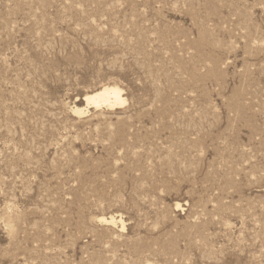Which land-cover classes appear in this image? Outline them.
Instances as JSON below:
<instances>
[{"label": "rangeland", "instance_id": "rangeland-1", "mask_svg": "<svg viewBox=\"0 0 264 264\" xmlns=\"http://www.w3.org/2000/svg\"><path fill=\"white\" fill-rule=\"evenodd\" d=\"M0 264H264V0H0Z\"/></svg>", "mask_w": 264, "mask_h": 264}, {"label": "bare ground", "instance_id": "bare-ground-1", "mask_svg": "<svg viewBox=\"0 0 264 264\" xmlns=\"http://www.w3.org/2000/svg\"><path fill=\"white\" fill-rule=\"evenodd\" d=\"M86 99L89 103L96 104L97 106H100L101 104H106L111 106L113 104L118 103L120 99V95L117 89L104 88L99 92L95 94L93 93V95L88 96ZM104 221L107 222L108 220H104ZM110 221L113 222L114 218H112Z\"/></svg>", "mask_w": 264, "mask_h": 264}]
</instances>
